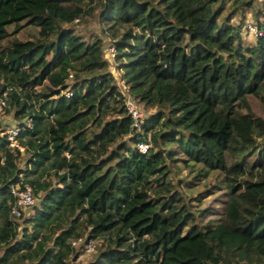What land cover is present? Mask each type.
Segmentation results:
<instances>
[{
	"label": "trees",
	"instance_id": "16d2710c",
	"mask_svg": "<svg viewBox=\"0 0 264 264\" xmlns=\"http://www.w3.org/2000/svg\"><path fill=\"white\" fill-rule=\"evenodd\" d=\"M93 3L128 94L155 109L135 127L100 39L65 26ZM258 15L264 0H0V113L19 128L10 147L0 122V264H69L87 242L86 264H264V118L247 99L264 106ZM24 25L34 40L2 45ZM179 160L197 180L216 172L220 215L197 223L208 209L167 178ZM24 185L35 201L14 218Z\"/></svg>",
	"mask_w": 264,
	"mask_h": 264
},
{
	"label": "rangeland",
	"instance_id": "374dc122",
	"mask_svg": "<svg viewBox=\"0 0 264 264\" xmlns=\"http://www.w3.org/2000/svg\"><path fill=\"white\" fill-rule=\"evenodd\" d=\"M258 5V4H257ZM92 10L90 13L85 14L81 19H78L77 21H73L72 23L65 25L73 29V31L77 34H79L82 39L86 42L90 41L93 38H98L102 42V55L103 58L107 61L109 65L110 71L115 76L116 82L120 90L122 91V87H125L123 85L122 79L120 78V73L115 70V62L113 58H110L106 55V48L111 43L110 38L105 33V27L104 24L99 20V4L93 3L91 5ZM258 7V6H257ZM263 17L258 15V19H263ZM236 22V17L233 20ZM254 26V20L250 16V14L247 12L245 14V19L243 21V27L248 28V39H252L254 30H252L251 27ZM9 36L3 40L2 45H7L9 40L11 38H17L20 40H34L37 35V28L24 25L22 28L19 29V31L13 33L12 28H8ZM67 82H71V79H68ZM47 83L44 82L43 85L37 86L35 88L36 91H42L44 89V86H46ZM248 102L250 105V109L254 114L263 117L264 118V106L259 102V100L252 96H248ZM135 104L136 109L140 112L141 117L145 118L151 113L155 111L153 108H146L143 106L142 103H138L133 101ZM0 122L4 125L5 131L12 126L15 125V121L11 117V113H6L3 110L0 113ZM128 136L124 137V140H127ZM175 151V157L181 158L182 156L179 155L178 151L173 149ZM23 157V155H22ZM17 165L19 167H22V160H18ZM168 166L170 167L169 174L167 175L168 180L173 184L179 187V190L182 191V193L185 196V199L187 197L191 198L190 203L193 205L191 207L192 210H198V209H208L207 212L204 213L203 216H201L197 223L202 224L206 220L216 217L217 215H220L222 212V205L225 198L224 191L218 190V191H212V193H209V188L213 184V179L216 177V172L211 173L206 178L199 180L192 178V171L188 172V169L184 168L181 164V161H177L175 163H169ZM205 190V192H204ZM31 208V207H30ZM30 208H28L24 213L29 212ZM95 245V242H93V247ZM94 251H85L82 247L80 249L79 256L75 261H69V264H86L88 261H91L94 255Z\"/></svg>",
	"mask_w": 264,
	"mask_h": 264
},
{
	"label": "built area",
	"instance_id": "2783aa9c",
	"mask_svg": "<svg viewBox=\"0 0 264 264\" xmlns=\"http://www.w3.org/2000/svg\"><path fill=\"white\" fill-rule=\"evenodd\" d=\"M75 21H77V19H75ZM114 52H115V48H114L113 44L110 43L108 45V47L106 48V55L110 58H113ZM70 77H71V75L68 74V78H70ZM122 93L124 95L125 108H126L127 112L129 113V115L131 116L132 126L135 127L137 124V120L141 117V114L136 109L134 102H133V99L128 94L127 89L125 87H122ZM61 94L64 95L65 97H67L71 94V92L67 89L65 91H62ZM3 106H5V99H4V97L0 96V108H2ZM25 126L30 127L28 122H25ZM18 130H19V128L17 127V125H14L11 128H9L6 132V137L9 140L8 145L10 147L16 146V144L14 142V137L17 135ZM137 148L141 152H145L147 146L140 142L137 144ZM10 193L14 197L13 207L10 210V214L14 218L19 217L21 214V211L28 209L29 207H31L34 204L35 200H34V197L31 193V190L28 187V185H24L22 188L11 187ZM80 241H81V238H76L75 240L71 241V245L74 247H79ZM82 247L84 248L85 251H93V246H92L91 242H87V243L83 244Z\"/></svg>",
	"mask_w": 264,
	"mask_h": 264
}]
</instances>
